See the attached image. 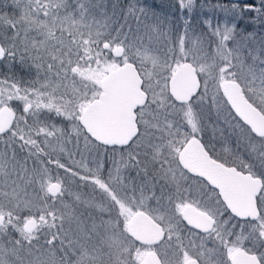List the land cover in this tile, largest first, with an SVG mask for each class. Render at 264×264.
<instances>
[{
  "label": "snow or ice",
  "instance_id": "1",
  "mask_svg": "<svg viewBox=\"0 0 264 264\" xmlns=\"http://www.w3.org/2000/svg\"><path fill=\"white\" fill-rule=\"evenodd\" d=\"M169 7L0 0V264H264V0Z\"/></svg>",
  "mask_w": 264,
  "mask_h": 264
},
{
  "label": "flooded vegetation",
  "instance_id": "2",
  "mask_svg": "<svg viewBox=\"0 0 264 264\" xmlns=\"http://www.w3.org/2000/svg\"><path fill=\"white\" fill-rule=\"evenodd\" d=\"M145 2L152 4L156 7L157 11H160L162 13H168L172 12L174 15H179L178 12H175L174 9H171L169 5H172L175 3V0H145ZM216 0H197V5L205 4V3H215ZM222 2H226V0H222ZM199 11V7L197 9ZM205 13H208V9H204ZM210 14V13H208Z\"/></svg>",
  "mask_w": 264,
  "mask_h": 264
}]
</instances>
